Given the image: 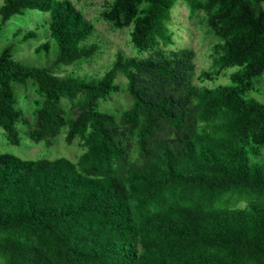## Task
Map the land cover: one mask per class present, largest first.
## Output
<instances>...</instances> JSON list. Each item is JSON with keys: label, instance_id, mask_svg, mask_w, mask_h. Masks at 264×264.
Wrapping results in <instances>:
<instances>
[{"label": "trees", "instance_id": "obj_1", "mask_svg": "<svg viewBox=\"0 0 264 264\" xmlns=\"http://www.w3.org/2000/svg\"><path fill=\"white\" fill-rule=\"evenodd\" d=\"M178 1L104 0L101 20L133 26L137 56L119 52L92 76L61 73L101 50L73 1L3 0L2 25L48 14L56 52L48 66L0 52V130L20 145L15 85L32 82L42 99L30 138L50 147L66 130L83 153L0 154V264H264V102L251 97L264 79V0H181L216 39L202 83L238 68L215 88L194 83L193 49L166 50ZM120 76L132 103L118 118L100 102Z\"/></svg>", "mask_w": 264, "mask_h": 264}, {"label": "rangeland", "instance_id": "obj_2", "mask_svg": "<svg viewBox=\"0 0 264 264\" xmlns=\"http://www.w3.org/2000/svg\"><path fill=\"white\" fill-rule=\"evenodd\" d=\"M76 7L81 10L85 18L94 25V32L90 42H98L101 50L98 55L90 60L73 64L64 68L62 74H89L101 76L114 61L117 53L122 52L126 56H137V51L131 44V32L133 26L123 30L113 29L112 26L101 20V14L105 10L104 0H71ZM3 0H0V8ZM50 16L39 12H28L21 17H15L6 24H1L0 17V52L8 46H13L14 58L22 62L35 66H48L54 59L56 44L49 35ZM175 33V46H170L166 50H174L189 47L196 52V72L194 83L209 88L230 83L229 74L238 70L231 68L214 80L201 81L203 71L210 69L211 48L216 42L207 30L204 13L191 16L187 4L178 1L173 8V21L171 25ZM33 33L34 35H30ZM27 38V39H25ZM46 42L51 44L49 51L38 52L37 48ZM145 53L140 57H146ZM225 74L227 76H225ZM118 90L109 96L108 99L100 102L101 109L116 115L118 118L122 111L129 108L132 99L126 91L127 80L120 76L117 79ZM17 94V106L22 110L23 116L27 119V124H19L21 143L19 146L12 145L4 131L0 130V154H14L25 160L50 159L56 160L62 157L72 161H77L83 153L78 140L72 145H67L65 141L66 130L54 140V144L48 147L44 142L33 141L29 132L36 127L35 110L41 101L37 87L29 82L27 86L15 85ZM251 97L264 102V79L261 89L251 94Z\"/></svg>", "mask_w": 264, "mask_h": 264}]
</instances>
